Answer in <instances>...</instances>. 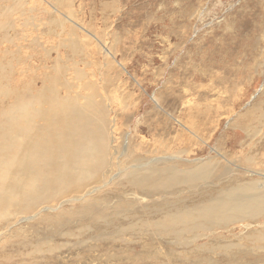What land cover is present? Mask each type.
<instances>
[{
    "label": "rangeland",
    "instance_id": "obj_1",
    "mask_svg": "<svg viewBox=\"0 0 264 264\" xmlns=\"http://www.w3.org/2000/svg\"><path fill=\"white\" fill-rule=\"evenodd\" d=\"M0 24V50L21 48L19 55L10 52L5 58L16 60L23 81L32 67L36 71L29 73L36 77L60 75L68 83L55 86L62 96L98 92L118 150L127 138L155 144L162 158L180 155L173 160L179 166L221 153L240 164L234 174L241 180L251 178L244 164L249 154L264 156V0H0ZM72 44L78 47L74 52ZM44 49L50 50L45 61L38 54ZM244 125L249 130L255 126L258 133L248 136ZM224 183L210 188L215 191ZM119 197L133 202L131 212L163 202L161 196L105 190L95 200L106 207ZM76 207L64 204L60 214ZM42 214L11 230L35 247L52 235L53 224L54 230L62 226H42ZM89 221L73 222L69 230ZM260 227L257 221H234L198 238L170 239L125 230L130 239L125 242L97 237L103 227L80 241L59 233L54 241L66 244L54 254L45 252V263L34 249H21L15 237L2 236L0 264H264V241L252 243L246 237ZM88 238L96 240L84 244ZM227 244L234 256L221 252ZM26 252L29 258H24Z\"/></svg>",
    "mask_w": 264,
    "mask_h": 264
},
{
    "label": "bare ground",
    "instance_id": "obj_2",
    "mask_svg": "<svg viewBox=\"0 0 264 264\" xmlns=\"http://www.w3.org/2000/svg\"><path fill=\"white\" fill-rule=\"evenodd\" d=\"M69 48L73 52L78 49L76 44ZM0 51V240L2 236L15 237L21 249H34L44 263L49 262L45 252L54 254L60 244H66L56 243V234L80 241L97 227L104 228L97 237L125 242L130 241L125 238V230L137 236L151 232L168 239L170 235L198 238L226 228L234 221H257L260 229L246 237L252 243L264 241V228L261 229L264 227V156L249 154L244 164L249 166L247 172L251 178L241 180L234 174L239 163L221 153L220 157L200 159L192 166H179L173 160L182 159L180 155L162 158L155 144L148 146L127 138L124 147L118 150L112 144L106 105L88 83L85 84L91 89L88 94L81 96L67 91L62 96L55 86L68 87V83L60 75L43 72L36 77L29 73L36 70L28 67L29 78L23 81L18 77L16 60L5 58L10 52L19 55L21 48L5 46ZM33 52L35 55L36 51ZM49 53L48 49L38 52L44 61ZM17 62L23 63L21 59ZM76 72L79 79L83 77V72ZM246 125L243 129L248 131V136L258 133L255 126L249 130ZM222 179L226 183L213 191L210 184L220 183ZM103 190L106 194L119 195L131 191L144 198L161 196L163 202L131 212L133 202L119 197L112 206L103 207L95 200ZM168 197L172 202L165 199ZM64 204L78 207L63 215L60 209ZM42 212L38 219L42 226L54 222L62 226L54 230L53 224L52 235L33 247L29 238L11 229L23 222L32 223ZM86 219L90 224L69 230L73 222ZM175 238L177 241L178 237ZM89 240L96 238L83 243ZM230 246H220L221 252L233 254ZM23 256L29 258L30 253ZM214 263L209 260L206 264Z\"/></svg>",
    "mask_w": 264,
    "mask_h": 264
}]
</instances>
